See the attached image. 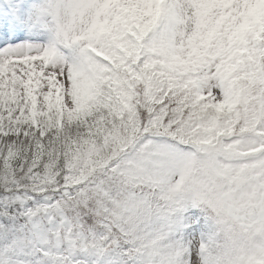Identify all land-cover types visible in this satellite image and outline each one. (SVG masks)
<instances>
[{
    "label": "snow or ice",
    "instance_id": "1",
    "mask_svg": "<svg viewBox=\"0 0 264 264\" xmlns=\"http://www.w3.org/2000/svg\"><path fill=\"white\" fill-rule=\"evenodd\" d=\"M0 264H264V0H0Z\"/></svg>",
    "mask_w": 264,
    "mask_h": 264
}]
</instances>
